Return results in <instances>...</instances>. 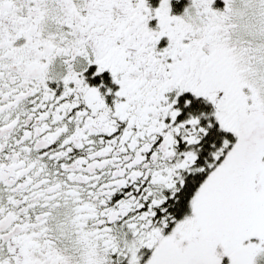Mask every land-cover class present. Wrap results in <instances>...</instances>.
I'll return each instance as SVG.
<instances>
[{"label":"snow or ice","instance_id":"1","mask_svg":"<svg viewBox=\"0 0 264 264\" xmlns=\"http://www.w3.org/2000/svg\"><path fill=\"white\" fill-rule=\"evenodd\" d=\"M0 264H264V0H0Z\"/></svg>","mask_w":264,"mask_h":264}]
</instances>
